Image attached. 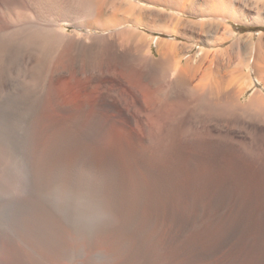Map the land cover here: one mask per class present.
<instances>
[{"label": "bare ground", "instance_id": "6f19581e", "mask_svg": "<svg viewBox=\"0 0 264 264\" xmlns=\"http://www.w3.org/2000/svg\"><path fill=\"white\" fill-rule=\"evenodd\" d=\"M25 1L35 18L22 0H0V122L8 125L0 131V264H250L249 205L218 156L189 179L177 156L164 165L145 163L130 170L116 157L89 149L68 124L49 119L43 110L46 95L55 96L48 91L53 81L83 84L89 88L84 99L98 86V75L117 46L140 49L144 41L130 29L107 42V36L68 33L67 26L110 29L127 18L146 25L151 22L143 18L145 12L166 13L126 6L125 0ZM158 1L182 8L196 2ZM209 1L210 13L237 20L240 9L232 0ZM168 15L176 25L220 26ZM153 41L160 68L175 67L172 95L185 89L188 103L210 101L219 110L239 109L264 123L262 93L254 91L245 104H236L235 89L223 91L197 67L184 75L187 62L174 63L176 43ZM239 44L237 38L225 51ZM245 48L249 56L241 63L264 86L262 43L251 39ZM132 55L127 60L142 62ZM194 77L199 79L192 86ZM247 133L252 144L264 142V132ZM263 232L259 227V236ZM260 260L255 263L264 264Z\"/></svg>", "mask_w": 264, "mask_h": 264}, {"label": "rangeland", "instance_id": "374dc122", "mask_svg": "<svg viewBox=\"0 0 264 264\" xmlns=\"http://www.w3.org/2000/svg\"><path fill=\"white\" fill-rule=\"evenodd\" d=\"M22 1L27 6L28 1ZM232 1L240 9L237 20L210 13L209 0H196L194 5L187 4L185 8L166 1L125 0L126 6L160 10L166 13V18L143 11V18L151 23L138 24L122 17V22L110 29L67 26L68 33L107 36V42L116 39L115 34L123 29L145 37L140 49L116 47L115 60L102 69L98 86L84 99L81 98L89 88L83 84L53 81L48 91L53 90L55 96L46 95L43 110L49 119L68 124L89 149L100 156L116 157L130 170H139L145 163L164 165L177 156L179 169L184 178L189 179L204 172L211 158L218 156L223 170L239 181L241 194L248 202L253 229L248 234L249 263L256 264L264 258V232L259 236V227L264 226V142L252 144L253 137L247 131L256 128L264 132V123L254 121L239 109L219 110L210 101L200 100L197 105L188 103L185 89L172 95L175 67L160 68L153 41L157 37L176 43L179 53L174 63L185 65L187 62L182 69L184 75L188 77L193 67H197L199 75L212 78L223 91L235 89L236 104H245L254 91L264 95V86L254 70L247 68L245 62L241 63L249 56L246 42L260 40L264 49V0ZM27 8L35 18L32 5ZM168 14L174 19L179 17L192 22L217 21L220 26L201 29L198 25L192 28L176 25L172 19H167ZM0 17H3L1 6ZM224 36L228 38L222 39ZM237 38H240L238 47L225 51ZM150 52L154 53V59L147 60ZM131 53L142 62L127 60ZM38 58L33 57L34 60ZM198 79L191 78V85ZM247 79L251 85L246 84ZM7 126L0 122L1 133L8 129ZM16 158L17 164H22L21 156Z\"/></svg>", "mask_w": 264, "mask_h": 264}]
</instances>
